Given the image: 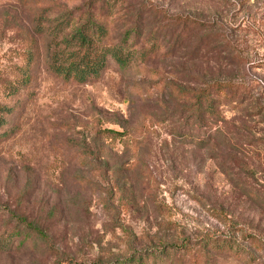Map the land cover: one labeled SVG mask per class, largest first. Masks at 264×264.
Returning <instances> with one entry per match:
<instances>
[{
	"label": "rangeland",
	"instance_id": "374dc122",
	"mask_svg": "<svg viewBox=\"0 0 264 264\" xmlns=\"http://www.w3.org/2000/svg\"><path fill=\"white\" fill-rule=\"evenodd\" d=\"M56 1L0 0V205L40 213L49 235L36 250L0 252V264H115L185 243L194 251L175 264H264V246L242 236L264 245V0H147V31L181 16L201 25L174 54L159 29V56L111 61L85 84L51 66L54 19L77 6ZM30 57L32 78L10 99ZM216 79L232 81L241 104L221 109L226 124L204 122L222 126L210 144H188L181 136L201 125L162 81L189 89ZM208 236L231 238L244 259L199 252Z\"/></svg>",
	"mask_w": 264,
	"mask_h": 264
},
{
	"label": "trees",
	"instance_id": "16d2710c",
	"mask_svg": "<svg viewBox=\"0 0 264 264\" xmlns=\"http://www.w3.org/2000/svg\"><path fill=\"white\" fill-rule=\"evenodd\" d=\"M57 1L59 4L72 2L77 6L70 11L62 6L64 11L54 19L58 22L60 29L57 31L59 39L53 46L51 66L59 76L78 84H85L100 78L111 61H115L121 67H126L135 60L136 56L143 62L159 56L167 48L166 45L163 46L164 41L159 39V29L165 31L166 36L173 38L170 51L174 54L176 50L183 47L190 33L201 25L200 21L190 16H185V18L181 16L182 19L163 18L160 28L147 31L145 24L152 16L146 11L147 0ZM141 44L150 45L140 48ZM33 62L34 59L30 57L26 64L27 67L22 70V76L9 85L10 99L18 97L20 92L26 88L29 79L32 78L30 72ZM162 88L163 90L168 88L173 98L184 100L190 105L192 125L201 126L197 130L190 129L188 133L181 134V139L198 147H206L211 140L223 134L222 126L215 127L216 132L213 133L211 128L205 127L204 122L226 124L228 121L221 109L227 104H238L233 106L241 104L239 89L232 81L216 79L198 88L189 89L176 82L162 81ZM11 107L6 106V111H10ZM4 123L2 121L1 124ZM258 192L259 190L253 189L251 196L254 197ZM1 213L9 217L5 225L9 232L0 235V252L9 254L13 253L14 248L18 251L24 246H27V250H36L41 246L42 240L49 243V235L41 227L40 213L36 212L35 217H31L19 212L18 209L0 205V217H3ZM211 214L217 218L224 217L217 209H212ZM223 220L228 222L225 217ZM229 225L234 226V231L238 230L237 225H233L230 221L227 223V226ZM242 236L255 249H263V241L260 238L245 231L242 232ZM193 248L188 243L176 245L171 250L159 248L152 254L141 253L124 261L118 260L115 264H175L170 258L175 255L179 256L182 252H192ZM200 250L206 254L210 253L209 250L219 255L226 253L229 257L239 260L244 259L245 252V249H239L231 238L220 239L214 236L204 237L198 251ZM171 251H178V253ZM54 264L76 263L66 259Z\"/></svg>",
	"mask_w": 264,
	"mask_h": 264
}]
</instances>
